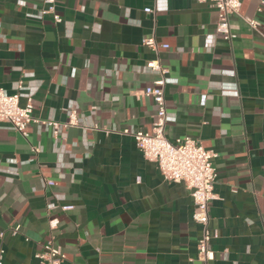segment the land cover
Returning a JSON list of instances; mask_svg holds the SVG:
<instances>
[{
	"label": "crops",
	"instance_id": "1",
	"mask_svg": "<svg viewBox=\"0 0 264 264\" xmlns=\"http://www.w3.org/2000/svg\"><path fill=\"white\" fill-rule=\"evenodd\" d=\"M241 1L227 40L217 8L197 0H55L60 22L44 0H0V89L61 123L56 136L0 122V264H40L49 241L61 264H204L191 191L133 136L153 128L155 59L168 70L167 137L218 153L213 264H264V0ZM151 35L169 48L144 45Z\"/></svg>",
	"mask_w": 264,
	"mask_h": 264
},
{
	"label": "built area",
	"instance_id": "2",
	"mask_svg": "<svg viewBox=\"0 0 264 264\" xmlns=\"http://www.w3.org/2000/svg\"><path fill=\"white\" fill-rule=\"evenodd\" d=\"M198 2L210 3L218 10L217 30L227 40H232L235 34L230 29V16L239 14L241 0H197ZM47 8L46 13L53 15L57 22L62 21V17L56 12L55 0H44ZM146 12H152V8H145ZM250 25L258 28L259 22L252 18H247ZM143 44L153 50L159 48H169L167 43H159L154 35L146 36ZM147 67L158 74L152 84L148 85L144 93L150 96L157 109L155 121L151 131L137 130L133 133L136 145L142 151L144 157L155 162L167 181L183 182L191 191L194 200V220L202 227V234L198 241V258L204 264H213L216 259L215 250L212 246V239L218 236V232L210 228V204L216 198L215 183L217 171L214 160L218 153L207 149L196 139L184 136L172 141L167 137L166 126L168 119L166 86L169 77L168 70L162 65L159 59L150 60ZM20 93H8L0 89V122H5L10 127L22 134H26L28 125L35 121L46 124L57 136L61 131V123L54 119H41L33 115L34 99L28 98L25 105L20 103ZM77 111L70 110V119L65 125L77 124ZM129 133L128 130L125 131ZM49 185L53 184L48 180ZM72 205L63 206L64 210L72 209ZM56 221H51V226L56 225ZM19 230L16 226L14 233ZM40 264H61L65 255L60 247L53 245L52 241L44 245L42 252L37 254Z\"/></svg>",
	"mask_w": 264,
	"mask_h": 264
}]
</instances>
